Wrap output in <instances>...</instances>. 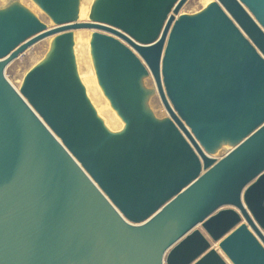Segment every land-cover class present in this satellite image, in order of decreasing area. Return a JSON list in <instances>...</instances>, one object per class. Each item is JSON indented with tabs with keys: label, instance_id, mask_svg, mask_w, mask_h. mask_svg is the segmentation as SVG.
<instances>
[{
	"label": "water",
	"instance_id": "1",
	"mask_svg": "<svg viewBox=\"0 0 264 264\" xmlns=\"http://www.w3.org/2000/svg\"><path fill=\"white\" fill-rule=\"evenodd\" d=\"M31 1L51 27L0 7V264H264V0H91L84 22L81 0ZM47 36L16 91L5 66Z\"/></svg>",
	"mask_w": 264,
	"mask_h": 264
},
{
	"label": "rangeland",
	"instance_id": "2",
	"mask_svg": "<svg viewBox=\"0 0 264 264\" xmlns=\"http://www.w3.org/2000/svg\"><path fill=\"white\" fill-rule=\"evenodd\" d=\"M9 1L10 0H0V7L6 5ZM18 1L21 4H23L25 7H27L29 10H31L48 27L53 25L52 22L48 19V17L31 0H18ZM210 1L212 0H186L180 7L179 13H194L198 11L199 9H201L202 7H204ZM89 2H91V0H88L87 3L84 4V8L85 6L88 7L90 5ZM87 7L85 8L86 11L89 10V7L88 8ZM85 17L86 16H84V18L79 20V22H84L87 19ZM74 31L79 33L80 35L79 39L81 40V41L79 40L77 45H75L76 57L78 59L81 58V60H77V69L79 70L80 73H82L83 76L90 75L89 71L92 69V67L90 65L91 63L89 64L90 59H89V56L87 55L88 53H86V45L88 42L87 38H89V35H88L89 30L86 28H79V29H75ZM85 31L87 34L85 33ZM50 39H51V36H47V37H44L36 41L35 43L29 45L25 50H23L15 58H13L11 61L7 63V65L4 68V76L12 86L16 87L17 89L19 88L21 80L24 74L26 73V71L30 69L36 62H38L42 58L44 53L46 52ZM144 83L147 87H151L154 85L151 77H147L144 80ZM93 103L92 104L96 109L97 104L94 102V100H93ZM149 106L157 117L167 116V113L163 105L161 104L160 99L156 92L150 98ZM99 116L106 122V124L110 128H113L115 130L117 129L118 119L114 115L111 109L106 110L105 115L101 114ZM227 148L229 149L228 146L222 147L221 150H219L218 153L216 154V157L217 158L221 157L223 154L228 152L229 150ZM199 229L201 230L200 227ZM211 244L212 246L213 244H215L214 247H217L216 243L211 242Z\"/></svg>",
	"mask_w": 264,
	"mask_h": 264
},
{
	"label": "bare ground",
	"instance_id": "3",
	"mask_svg": "<svg viewBox=\"0 0 264 264\" xmlns=\"http://www.w3.org/2000/svg\"><path fill=\"white\" fill-rule=\"evenodd\" d=\"M88 0H82V2L80 3V7H79V15H78V21L81 20L82 18H84V16H86L85 18H87V13H88V10L86 11V7L84 8V4L87 3ZM91 3V2H89ZM89 5V4H88ZM90 6V5H89ZM88 6V7H89ZM87 7V8H88ZM88 18L85 20L87 21ZM48 27V26H47ZM51 27V26H50ZM91 31V30H90ZM86 33V31H85ZM87 34V33H86ZM80 35L79 33L75 32L74 31V40H75V45H77L78 41L80 40L79 39ZM89 39V38H87ZM86 40V39H84ZM81 41V40H80ZM75 45H74V51H75ZM86 53H88V42H87V45H86ZM89 56V54H87ZM75 57H76V54H75ZM90 59V58H89ZM77 60H81V58H77L76 57V62ZM91 62H89L90 64ZM91 65V64H90ZM92 67V66H91ZM78 73L80 74L79 77L81 79V81L83 82V84L85 85V89H86V93L88 95V97L90 98L91 102L93 103V100L94 102L97 104V107H96V111L99 115L103 114L105 115V112L106 110H110L111 108L108 106V103L106 101V99L104 98L103 94L101 93L98 85L96 84V81H95V77H94V73H93V70L91 69L89 71L90 75H85L83 76L82 73L79 72L78 70ZM88 73V74H89ZM14 87V86H13ZM16 91H18V89L16 87H14ZM93 99V100H92ZM94 104V103H93ZM109 107V108H108ZM98 108V109H97ZM112 110V109H111ZM113 111V110H112ZM114 113V111H113ZM167 113V112H166ZM114 115L117 117V115L114 113ZM118 119V127L117 129H120V127L122 126V122L121 120L117 117ZM105 122V121H104ZM106 124V122H105ZM107 125V124H106ZM108 126V125H107ZM109 127V126H108ZM110 128V127H109ZM112 130H115L113 128H110ZM116 129V130H117ZM228 149V148H227ZM229 150V149H228ZM215 157H216V154H215ZM213 246H215V244H213Z\"/></svg>",
	"mask_w": 264,
	"mask_h": 264
},
{
	"label": "built area",
	"instance_id": "4",
	"mask_svg": "<svg viewBox=\"0 0 264 264\" xmlns=\"http://www.w3.org/2000/svg\"><path fill=\"white\" fill-rule=\"evenodd\" d=\"M223 155H224V154H223ZM223 155H222V156H223ZM218 158H219V157H218Z\"/></svg>",
	"mask_w": 264,
	"mask_h": 264
}]
</instances>
